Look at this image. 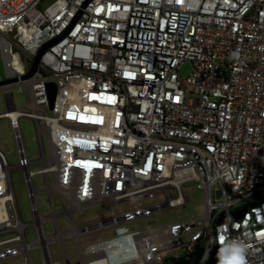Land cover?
<instances>
[{
  "label": "built area",
  "instance_id": "obj_1",
  "mask_svg": "<svg viewBox=\"0 0 264 264\" xmlns=\"http://www.w3.org/2000/svg\"><path fill=\"white\" fill-rule=\"evenodd\" d=\"M0 52L1 81L18 79L0 86L8 106L0 119L18 151L12 165L0 149V264L21 256L34 264L35 249L43 264H60L51 254L58 243L65 264H174L199 247L196 264H209L216 247L221 264L232 241L245 245L246 264H264V0H0ZM16 88L29 98L25 108L8 92ZM23 118L37 126L34 161ZM16 171L31 222L21 216ZM195 188L203 216L141 228L143 217L186 209ZM100 206L115 211L77 226ZM101 232L107 237L89 239ZM67 240L77 243L74 258Z\"/></svg>",
  "mask_w": 264,
  "mask_h": 264
},
{
  "label": "rangeland",
  "instance_id": "obj_2",
  "mask_svg": "<svg viewBox=\"0 0 264 264\" xmlns=\"http://www.w3.org/2000/svg\"><path fill=\"white\" fill-rule=\"evenodd\" d=\"M192 66L185 64L181 70L180 74L182 76H188L192 71ZM6 78V72L4 67L3 58L0 52V81ZM12 92L15 104L17 109L25 108L29 103V98L25 92L21 93L19 90L12 89ZM7 91H0V114L8 111V106L6 104L5 95ZM27 110V109H25ZM20 128L22 132V137L24 141L25 150L30 161H34L39 158V142L37 134V126L32 119L23 118L20 120ZM0 149L4 152H8V158L12 165L18 164V151L15 142V137L13 130L11 129L8 119H0ZM37 169V167H34ZM14 187L17 195L18 205L21 212L22 219L25 222H31L33 220V215L31 213V205L28 198V188L23 179V173L21 171H16L13 175ZM34 188L36 190H42L44 188V180L42 176H37L33 179ZM191 202L188 203L186 209L176 208L173 211H168L162 213L160 216H147L143 217L139 221L141 228H146L148 225H151V222L156 221L158 224H167L174 221H185L190 220L193 216H203L205 212V195L201 190L196 188L191 191ZM39 200L45 206L46 194L39 193ZM43 209V208H42ZM115 208L113 206H100L97 208H91L82 214V216L76 217L77 226H80L83 221L91 223L93 221L104 220V215L107 213H113ZM69 223L66 219L61 221V227L64 232L69 230ZM71 227V225H70ZM45 231L48 234L55 233V229L51 224H46ZM107 235L104 232L97 233L91 236L89 239L96 240L98 238H106ZM27 238L29 242H36L38 240L37 235L35 234V229L30 228L27 232ZM83 242H87V238H82ZM65 247L72 258L75 257V250L77 249V243L75 240H67L65 242ZM51 254L55 261L60 264H65V258L63 253V248L61 244H55L51 248ZM177 254V252H175ZM31 258L34 264H43L41 251L35 249L31 253ZM24 258L16 257L4 261L2 264H23Z\"/></svg>",
  "mask_w": 264,
  "mask_h": 264
},
{
  "label": "water",
  "instance_id": "obj_3",
  "mask_svg": "<svg viewBox=\"0 0 264 264\" xmlns=\"http://www.w3.org/2000/svg\"><path fill=\"white\" fill-rule=\"evenodd\" d=\"M58 40L51 42L48 45H45L36 55L34 63L32 65V68L30 70V72L28 74H26L25 76H23L21 79L22 80H27L32 78L39 69V65L41 62V58L43 56V54L45 53V51L51 47L53 44H55ZM18 79H11V80H4V81H0V86H4V85H8L14 82H17ZM56 92H57V87L55 84H50L48 86V93H49V100H50V106L51 109H53L54 107V101H55V96H56ZM246 213V210H242L239 215L236 217V219L241 218L242 216H244V214ZM220 248V247H219ZM203 253V249L201 247L197 248L195 254L193 256H191L190 258L187 259H183L180 261H173L174 264H196L198 262V260L200 259L201 255ZM220 256H221V250H219V253L216 254V256L212 257L211 261L209 262V264H219L220 263Z\"/></svg>",
  "mask_w": 264,
  "mask_h": 264
},
{
  "label": "clouds",
  "instance_id": "obj_4",
  "mask_svg": "<svg viewBox=\"0 0 264 264\" xmlns=\"http://www.w3.org/2000/svg\"><path fill=\"white\" fill-rule=\"evenodd\" d=\"M227 257L221 258V264H246V247L243 243L232 241L227 246Z\"/></svg>",
  "mask_w": 264,
  "mask_h": 264
},
{
  "label": "trees",
  "instance_id": "obj_5",
  "mask_svg": "<svg viewBox=\"0 0 264 264\" xmlns=\"http://www.w3.org/2000/svg\"><path fill=\"white\" fill-rule=\"evenodd\" d=\"M219 250H221V248H219V247H216V248L214 249L213 257L216 256V254L219 253ZM168 262H169V260H167V263H168Z\"/></svg>",
  "mask_w": 264,
  "mask_h": 264
}]
</instances>
